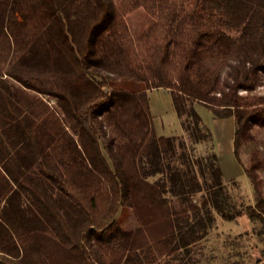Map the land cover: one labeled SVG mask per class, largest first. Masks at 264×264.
Returning a JSON list of instances; mask_svg holds the SVG:
<instances>
[{"label": "trees", "instance_id": "1", "mask_svg": "<svg viewBox=\"0 0 264 264\" xmlns=\"http://www.w3.org/2000/svg\"><path fill=\"white\" fill-rule=\"evenodd\" d=\"M155 22L134 39L128 16ZM264 0H0V264H171L237 210L196 105L264 128ZM170 91L184 136L160 135ZM130 219L135 221L129 227Z\"/></svg>", "mask_w": 264, "mask_h": 264}, {"label": "rangeland", "instance_id": "2", "mask_svg": "<svg viewBox=\"0 0 264 264\" xmlns=\"http://www.w3.org/2000/svg\"><path fill=\"white\" fill-rule=\"evenodd\" d=\"M154 22L155 20L143 9H138L134 14L128 16V23L134 39L141 36ZM256 93L264 94V84L258 88ZM195 107L202 118L203 125L211 132L208 142L196 145L195 154L208 156L214 152L218 156L221 168V163L224 162L226 171L231 173L229 175L223 173V184L231 196L235 209L245 210L248 206H255L258 197L244 171V166L253 150L260 151L264 158V128L254 127L252 130L255 136L254 140L241 146L240 161H238L233 153V141L231 143L233 158H231V154L226 153L227 150L219 141L217 134H214V124H218L220 119H215L214 114L204 106L198 104ZM168 117V123L163 131L158 126L159 131L167 136H184L179 117L176 114L173 118H171L172 116ZM259 173L264 180V164ZM135 224V221L130 219L127 226L134 227ZM171 264H264V222L251 220L245 215L238 217L233 222L225 221L216 215L214 225L200 246L188 257Z\"/></svg>", "mask_w": 264, "mask_h": 264}, {"label": "crops", "instance_id": "3", "mask_svg": "<svg viewBox=\"0 0 264 264\" xmlns=\"http://www.w3.org/2000/svg\"><path fill=\"white\" fill-rule=\"evenodd\" d=\"M170 94H171L170 91L166 89H163V90L156 89L148 93L151 110L154 116V123H155L156 130L159 134L161 133L162 135H164V133L159 131L158 126H160L163 131L164 127L168 123L167 122V119H169L168 116H172L171 118H173L175 117V114H176L173 101H172V97ZM214 125H215L214 134L215 135L217 134L219 141L222 142L223 145L225 146L227 150L226 153H228L229 155L231 154V158H233V153L235 155V150L233 148V153H232L231 143L232 141L234 142V134H235L234 118L231 117L229 119L228 118L220 119L218 124H214ZM233 147H234V143H233ZM223 163H221L222 165L221 171H223L224 175L225 174L229 175L231 172L226 171L227 170V168L225 167L226 165H224Z\"/></svg>", "mask_w": 264, "mask_h": 264}]
</instances>
